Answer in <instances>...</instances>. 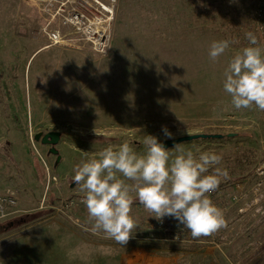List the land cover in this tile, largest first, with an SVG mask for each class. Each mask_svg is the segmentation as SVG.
Here are the masks:
<instances>
[{"label": "rangeland", "instance_id": "374dc122", "mask_svg": "<svg viewBox=\"0 0 264 264\" xmlns=\"http://www.w3.org/2000/svg\"><path fill=\"white\" fill-rule=\"evenodd\" d=\"M260 1L117 0L101 19L108 47L95 53L51 21L67 0H0V197L15 203L0 219V264H264V111L235 109L223 90L229 60L252 46L246 33L264 49ZM53 30L63 43L49 48ZM221 40L231 44L213 61ZM164 127L171 139L222 135L181 145L222 156L228 178L208 195L227 226L193 239L175 219L151 218L133 192L138 228L126 248L93 234L74 169L125 142L143 156L144 136L170 140ZM49 132L61 135L59 163L33 142Z\"/></svg>", "mask_w": 264, "mask_h": 264}, {"label": "clouds", "instance_id": "9594fccd", "mask_svg": "<svg viewBox=\"0 0 264 264\" xmlns=\"http://www.w3.org/2000/svg\"><path fill=\"white\" fill-rule=\"evenodd\" d=\"M246 38L252 46L244 47L229 60L223 73V90L235 109L255 107L264 111V49L257 46L252 32L246 33ZM230 44L229 40L212 42L210 59L216 61ZM162 131L172 138L166 127ZM143 143L147 148L143 156L125 142L117 151L110 146L99 153L100 159L83 162L74 169L73 182L84 193L83 203L89 219L94 221L92 233H103L105 239L126 248L138 228L130 215L135 202L130 195L133 192L151 218L158 222L173 218L180 231L187 230L193 239L226 227L223 211L208 195L218 190L222 177L228 178L227 170L217 167L222 156L213 152L194 156L179 143L173 147L178 154L169 164V150L155 136H144ZM210 168L212 173L206 174ZM117 173L124 179H119ZM125 180L133 183L129 185ZM175 238L179 240V234Z\"/></svg>", "mask_w": 264, "mask_h": 264}, {"label": "built area", "instance_id": "2783aa9c", "mask_svg": "<svg viewBox=\"0 0 264 264\" xmlns=\"http://www.w3.org/2000/svg\"><path fill=\"white\" fill-rule=\"evenodd\" d=\"M71 1V2H70ZM69 4L64 9L63 6ZM117 0H67L66 3H61L54 18L60 17L64 26L70 27L76 35H79V41L88 44L95 53H103L108 47V36L102 26L101 20L103 17L112 18L116 10ZM65 11L72 13L62 15ZM256 22L259 25V35L264 43V0H261L254 11ZM48 40V47L58 46L63 43V36L60 32L53 30L45 32ZM15 205L14 200L9 197H0V219L7 216L6 209Z\"/></svg>", "mask_w": 264, "mask_h": 264}, {"label": "water", "instance_id": "95a60500", "mask_svg": "<svg viewBox=\"0 0 264 264\" xmlns=\"http://www.w3.org/2000/svg\"><path fill=\"white\" fill-rule=\"evenodd\" d=\"M221 139L222 135H190V136H185V137H180L176 139H170V140H163L159 141L162 143L165 147L166 150L172 149L175 144H183V143H188L192 141H196L199 139L205 140V139ZM61 139V135L58 132H49L46 134L42 133H37L33 137V142L40 143L43 146L49 147V154L56 156V163H59L61 158L58 155V151L55 148Z\"/></svg>", "mask_w": 264, "mask_h": 264}, {"label": "flooded vegetation", "instance_id": "af4514ba", "mask_svg": "<svg viewBox=\"0 0 264 264\" xmlns=\"http://www.w3.org/2000/svg\"><path fill=\"white\" fill-rule=\"evenodd\" d=\"M11 224H12V223H11ZM11 224H10V225H11ZM11 226H12V225H11Z\"/></svg>", "mask_w": 264, "mask_h": 264}, {"label": "crops", "instance_id": "0c3cea01", "mask_svg": "<svg viewBox=\"0 0 264 264\" xmlns=\"http://www.w3.org/2000/svg\"><path fill=\"white\" fill-rule=\"evenodd\" d=\"M238 182H240V181H238Z\"/></svg>", "mask_w": 264, "mask_h": 264}, {"label": "trees", "instance_id": "16d2710c", "mask_svg": "<svg viewBox=\"0 0 264 264\" xmlns=\"http://www.w3.org/2000/svg\"><path fill=\"white\" fill-rule=\"evenodd\" d=\"M38 167V166H37Z\"/></svg>", "mask_w": 264, "mask_h": 264}]
</instances>
